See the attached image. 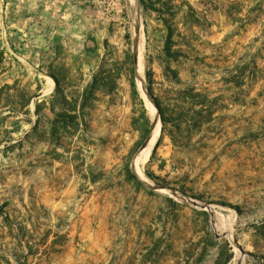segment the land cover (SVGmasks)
<instances>
[{
  "label": "rangeland",
  "instance_id": "rangeland-1",
  "mask_svg": "<svg viewBox=\"0 0 264 264\" xmlns=\"http://www.w3.org/2000/svg\"><path fill=\"white\" fill-rule=\"evenodd\" d=\"M143 2L0 0V264H264V0Z\"/></svg>",
  "mask_w": 264,
  "mask_h": 264
},
{
  "label": "bare ground",
  "instance_id": "bare-ground-1",
  "mask_svg": "<svg viewBox=\"0 0 264 264\" xmlns=\"http://www.w3.org/2000/svg\"><path fill=\"white\" fill-rule=\"evenodd\" d=\"M130 2V7L133 13V17H134V22L137 21L138 15H139V0H129ZM137 25V24H136ZM137 74L139 76V78H143L144 77V63H143V58H142V54L139 51L138 52V59H137ZM147 101V105L150 109V114L153 120V129L150 132L148 138H147V142L145 144V146L143 147L142 151L140 152V154L138 155V157L136 158V168L139 167V162L143 157L148 158V156H150V153L152 151V149L154 148V146L156 145L160 134H161V119H160V115L158 113V111L155 109L153 102L148 98L146 99ZM144 158V159H146ZM139 168H137L138 170Z\"/></svg>",
  "mask_w": 264,
  "mask_h": 264
},
{
  "label": "trees",
  "instance_id": "trees-1",
  "mask_svg": "<svg viewBox=\"0 0 264 264\" xmlns=\"http://www.w3.org/2000/svg\"><path fill=\"white\" fill-rule=\"evenodd\" d=\"M141 1H142V3H144L143 0H141ZM163 121H164V119H163ZM151 127H152V120H149V127H148L147 131L144 133V139H146L147 136L149 135V133L151 131ZM129 172H130V175H132L133 177L137 178L136 174H134L131 171V169H129Z\"/></svg>",
  "mask_w": 264,
  "mask_h": 264
},
{
  "label": "water",
  "instance_id": "water-1",
  "mask_svg": "<svg viewBox=\"0 0 264 264\" xmlns=\"http://www.w3.org/2000/svg\"><path fill=\"white\" fill-rule=\"evenodd\" d=\"M140 2H141V0H139V8H140ZM135 59H136V54H135ZM160 118H161V117H160ZM161 122H162V121H161ZM152 129H153V123H152L151 131H152ZM151 131H150V132H151ZM189 201H190L191 203L195 204V205H198V206L201 205L200 202L197 201V200L190 199Z\"/></svg>",
  "mask_w": 264,
  "mask_h": 264
},
{
  "label": "crops",
  "instance_id": "crops-1",
  "mask_svg": "<svg viewBox=\"0 0 264 264\" xmlns=\"http://www.w3.org/2000/svg\"><path fill=\"white\" fill-rule=\"evenodd\" d=\"M82 1H83V3L86 2V0H82Z\"/></svg>",
  "mask_w": 264,
  "mask_h": 264
}]
</instances>
